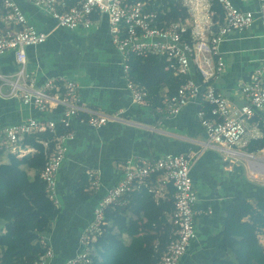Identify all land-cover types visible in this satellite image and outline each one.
<instances>
[{
    "label": "built area",
    "instance_id": "2783aa9c",
    "mask_svg": "<svg viewBox=\"0 0 264 264\" xmlns=\"http://www.w3.org/2000/svg\"><path fill=\"white\" fill-rule=\"evenodd\" d=\"M67 1L28 0L43 15L53 19L58 27L81 35L96 28L95 14L107 17L112 42L123 60L127 89L136 105L152 109L147 88L130 76L131 55L164 58L168 65L166 69L172 70L175 75L189 74L191 64L194 65L203 81L189 79L176 94L166 95L164 107L157 110L174 117L190 103L202 100L198 118L206 132L204 148L217 151L231 162L243 160L252 175H264V155L260 157L243 151L251 140L264 136L261 127L264 126V59L251 79L242 85L243 104L233 103L215 87V82L226 71L221 44L232 33L250 30L257 21L264 26V0H258L257 10L246 11L237 8L231 0H216L224 12L223 21L213 20L215 12L212 3L215 0H183L190 17L163 27L159 26L157 12L146 11L150 0H75L76 4L70 8ZM188 32L191 41L183 38ZM48 36L16 0H1L0 57L12 53L18 69L12 74L0 72V98L16 99L26 106H33L42 115L4 127L0 131V150L13 153L22 146L26 136L46 132L53 134L54 139L40 141L46 150L41 178L47 184L50 199L56 204L58 173L67 157V142L74 139L75 135L74 131L57 135L56 121L49 114L63 106L59 122L65 127H72V120L84 113L87 120L81 122L97 129L110 120H118L119 116L110 117L88 108L79 97V85L73 79L49 78L43 84H38V75L28 70L27 50L44 44ZM63 90L65 93L61 97L60 92ZM207 105L210 107L209 112ZM52 142L53 149L50 148ZM193 159L191 154L168 153L156 159L127 161L121 180L105 193L94 210L92 222L84 229L82 251L62 264H90L94 255L93 243L104 232L106 211L127 206L128 197L144 187L152 190L154 177L163 186L172 185L176 191L175 208L169 215L173 225L170 242L155 264H181L193 241L198 239L199 212L196 204L199 194L192 178ZM88 175L90 189L97 191L101 186L98 173L91 170ZM53 259L54 253L47 247L46 253L35 264H52Z\"/></svg>",
    "mask_w": 264,
    "mask_h": 264
},
{
    "label": "crops",
    "instance_id": "0c3cea01",
    "mask_svg": "<svg viewBox=\"0 0 264 264\" xmlns=\"http://www.w3.org/2000/svg\"><path fill=\"white\" fill-rule=\"evenodd\" d=\"M16 1L49 34L44 44L27 50L28 70L38 75V84L49 78L73 79L79 85V97L88 108L110 117L119 116L118 120H110L100 129L76 118L72 120L75 137L67 142V157L58 173L56 205L60 213L53 219L50 232L38 234L43 245L54 253L52 264H62L82 251L83 231L92 222L94 210L105 193L121 180L127 161L156 159L168 153L194 156L192 178L199 194L196 204L198 239L193 241L181 264H213L218 259L238 264L237 254L223 237L225 221L236 200L256 207L257 198L264 196V175H252L243 160L231 162L217 151L204 148L206 132L198 118L203 101L198 99L190 103L174 117L134 104L127 89L123 60L112 42L107 17H99L96 28L81 35L58 27L53 19L43 15L28 0ZM231 1L242 11L258 9V0ZM263 35L264 26L257 21L246 32L230 34L220 46L226 71L215 82V87L235 104L244 103L242 85L251 79L264 59ZM17 69L12 53L0 57L1 73L12 74ZM60 96L63 97L61 92ZM41 115L33 106H26L16 99L0 98V131L6 125H16ZM253 141L243 151L256 155L264 153V149H250ZM36 152L34 147L22 144L13 153L5 151L0 163H8L10 154L22 158ZM91 170L98 173L101 186L91 199L84 201L76 196L74 189L82 175ZM28 173L34 183L35 170H28ZM151 187L149 190L155 193L156 200L165 199L175 190L172 185L163 186L156 179ZM21 190L31 194L28 185ZM140 191L128 197L129 206L124 214L129 220L138 221L134 230L143 233L145 223L133 213V198ZM257 210L261 216L248 215L243 221L256 227L257 240L262 247L260 253L264 256V208ZM4 225L5 221L0 219V227ZM238 228L244 230V227ZM124 239L126 242L130 240L127 235ZM240 241L245 244L243 238Z\"/></svg>",
    "mask_w": 264,
    "mask_h": 264
},
{
    "label": "trees",
    "instance_id": "16d2710c",
    "mask_svg": "<svg viewBox=\"0 0 264 264\" xmlns=\"http://www.w3.org/2000/svg\"><path fill=\"white\" fill-rule=\"evenodd\" d=\"M75 4V0L67 1L69 8ZM212 10L215 12L213 20L223 21L224 12L218 1H213ZM146 11L158 13L160 27L183 22L190 17L188 8L184 6L182 0H150ZM93 18L97 20L99 16L95 14ZM183 38L191 41L190 32L184 34ZM129 66L130 76L147 88L153 110L163 108L165 96L176 94L181 85L189 79L203 81L194 65L191 64V73L175 75L172 70L166 69L168 66L166 60L156 55L145 58L131 55ZM61 93L63 96L65 91ZM206 109L209 112L210 107ZM63 111L64 107L59 106L50 115V118L56 121L57 135L74 131V126L65 127L59 122ZM76 119L79 122L86 121L87 115L80 113ZM261 127L264 133V126ZM52 139L54 135L49 132L26 136L23 144L34 147L37 152L22 158L10 154L8 163H0V219L5 221V225L0 227V264H35L47 251L38 234L52 230L53 219L59 215L60 208L50 199L47 184L41 178L46 163V150L40 141ZM50 148H54V142ZM250 149L254 151L264 149V136L251 142ZM4 153V150H0V157ZM28 170L36 172L34 183H31ZM25 185L29 186L31 194L27 195L21 190ZM90 186L89 175L85 173L75 186L76 196L84 201L91 199L94 191ZM174 196L175 190L165 199L156 200L155 193L146 187L134 195L133 213L138 220L145 223L143 233L134 230L138 221L129 220L124 214L129 205L109 208L105 214L104 232L93 243L94 255L90 264H155L170 242L173 225L169 221V215L175 208ZM258 208H264V196L257 198L256 207L243 200H236L225 221L223 237L237 254L238 264H264L256 227L243 221L248 215L261 216ZM238 227H244V230ZM125 235L129 237V242L124 239ZM242 238L245 244L240 241ZM213 264L234 263L218 259Z\"/></svg>",
    "mask_w": 264,
    "mask_h": 264
},
{
    "label": "rangeland",
    "instance_id": "374dc122",
    "mask_svg": "<svg viewBox=\"0 0 264 264\" xmlns=\"http://www.w3.org/2000/svg\"><path fill=\"white\" fill-rule=\"evenodd\" d=\"M182 3L184 4V1H183V0H182ZM257 155L260 156V157H263L264 154H263L262 152H260V153H257ZM261 178H262V177H261ZM263 179H264V178H263Z\"/></svg>",
    "mask_w": 264,
    "mask_h": 264
}]
</instances>
